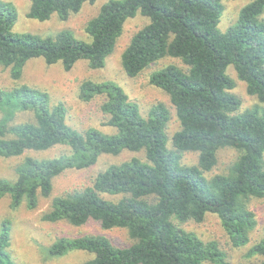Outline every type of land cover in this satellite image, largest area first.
<instances>
[{
  "label": "trees",
  "instance_id": "16d2710c",
  "mask_svg": "<svg viewBox=\"0 0 264 264\" xmlns=\"http://www.w3.org/2000/svg\"><path fill=\"white\" fill-rule=\"evenodd\" d=\"M26 17L38 22L57 16L66 21L84 4L95 0H28ZM221 0H108L84 29L90 42L76 40L68 31L42 37L14 33L15 7L0 1V68L9 72L12 87L0 88V157L16 158L27 152L68 147L69 155L36 159L24 157L15 168L16 179L0 178V200L11 206L51 199L42 221L66 222L81 227L98 223L103 230L124 229L134 243L115 247L98 235L59 238L50 257L73 251L91 255L79 264H226L215 242H203L179 225L203 222L215 215L230 245L244 247L257 223L248 210L251 199L264 200V0H251L238 12L236 22L218 29ZM139 13L148 23L136 32L120 57L126 76L134 78L157 61L170 57L186 67L169 65L153 72L150 85L160 89L175 110L179 130L167 147L169 113L157 105L146 117L118 86L84 81L78 97L91 102L103 97V126L79 132L65 122L62 104L51 105L49 95L22 84L26 63L42 59L61 63L70 71L78 61L91 70L104 67L113 53L124 23ZM232 66L247 95L258 104L241 110L232 93ZM230 149L236 160L226 173L206 179L217 164V153ZM142 152L97 174L91 186L51 198L54 180L67 171L93 166L102 155ZM197 153L193 166L181 164L182 154ZM106 196L117 198L109 200ZM9 226L0 230V264H15L7 251ZM249 262L264 264V228L259 241L247 252Z\"/></svg>",
  "mask_w": 264,
  "mask_h": 264
},
{
  "label": "rangeland",
  "instance_id": "374dc122",
  "mask_svg": "<svg viewBox=\"0 0 264 264\" xmlns=\"http://www.w3.org/2000/svg\"><path fill=\"white\" fill-rule=\"evenodd\" d=\"M11 3L17 13V21L13 27L14 33H31L42 37L54 36L60 31H68L76 40L90 42L84 29L87 22L96 16L101 5L108 0H95L93 4H84L77 14L71 15L66 21H60L57 16H52L48 21L38 22L26 17L29 8L28 0H0ZM251 0H221L223 11L219 18L218 29L224 32L233 25L239 10ZM264 21V13L261 16ZM148 20L140 16L128 19L123 26L121 35L116 41L113 53L105 60V65L99 70H91L86 61H78L70 71H64L61 63L48 66L42 59L30 60L24 67L21 80L22 84L40 89L49 95L51 105L62 104L65 108V122L67 125L79 132L95 129L103 134H112L113 129L103 126L106 119L100 112L103 97H97L91 102H83L78 97V88L84 81L96 83L110 82L121 88L129 100L137 104L140 114L146 117L152 108L163 105L168 113L169 120L166 124L167 147L172 149L171 138L179 130V123L175 110L169 102V98L158 88L150 85V75L166 66L174 65L183 70L180 61L166 57L152 64L140 75L130 78L125 75L120 66L122 52L128 46L132 36L142 29ZM226 74L233 80L235 87L232 93L241 102V110L248 109L258 104L254 97L247 95L245 84L238 80L232 66H228ZM14 84L9 78V72L0 68V88H10ZM264 109V104L261 105ZM70 150L65 146H58L45 152H27L21 157H0V178L14 181L16 175L14 168L22 162L24 157L36 159L54 158L69 155ZM197 153L188 152L182 154L181 164L193 166L197 162ZM237 153L230 149H222L217 153V164L213 170L204 174L206 179L215 175L224 174L227 168L236 160ZM131 158L144 160L142 152L131 153L123 151L120 155L113 157L102 155L97 162L84 170L67 171L57 177L53 183L51 198L57 197L73 190H81L91 186L98 173L104 171L111 165H118ZM109 200H116L106 196ZM51 199H39L38 207L28 210L27 202L13 207L9 198L0 200V230L2 224L9 226V252L15 264H79L91 258V255L82 251H73L62 257H50L48 250L59 238H75L81 236L98 235L107 238L115 247H128L134 241L128 236L124 229L103 230L98 223L89 222L81 227H73L66 222L46 223L42 216L47 212ZM247 208L254 214L256 227L250 233L249 243L240 248H233L222 226L215 215L208 214L203 222H186L179 227L182 230L193 233L203 242H215L219 249L225 254L226 264H242L249 262L246 259L248 250L256 244L262 236L264 228V200L251 199Z\"/></svg>",
  "mask_w": 264,
  "mask_h": 264
}]
</instances>
